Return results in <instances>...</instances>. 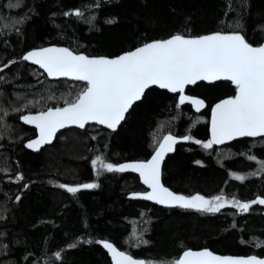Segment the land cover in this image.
<instances>
[{
    "label": "trees",
    "instance_id": "obj_1",
    "mask_svg": "<svg viewBox=\"0 0 264 264\" xmlns=\"http://www.w3.org/2000/svg\"><path fill=\"white\" fill-rule=\"evenodd\" d=\"M9 2L0 0V67L8 65L0 72V264H113L98 243L107 240L146 264H170L188 248L264 256V205L246 213L231 205L218 213L163 207L128 196L144 190L137 174L100 170L97 175L91 163L97 156L115 165L147 159L166 133L191 135L193 140L178 143L163 165V182L175 194L223 195L241 203L264 197V173L257 171L264 161V137L211 149L194 142L209 140L210 107L234 95L229 81L187 88L207 102L202 112L179 104L177 94L151 87L116 131L98 125L65 129L39 151L25 146L36 130L21 121L25 113L65 106L86 86L48 78L22 59L30 49L59 44L115 56L175 34L232 31L236 22L247 41L259 45L264 0H230L231 10L227 0H99V7L95 0H22L18 8ZM77 9L83 17L65 15ZM17 19L22 22L12 26ZM233 173L247 179L235 180ZM81 183L99 187L75 195L59 187Z\"/></svg>",
    "mask_w": 264,
    "mask_h": 264
},
{
    "label": "snow or ice",
    "instance_id": "obj_2",
    "mask_svg": "<svg viewBox=\"0 0 264 264\" xmlns=\"http://www.w3.org/2000/svg\"><path fill=\"white\" fill-rule=\"evenodd\" d=\"M21 2L22 0H10L8 7L18 8ZM93 6L99 7V0H95ZM231 7L230 0H227L226 8L231 10ZM65 15L83 17L84 12L77 9ZM93 20L94 16L88 18L89 23ZM21 22L17 19L12 26ZM240 29L242 25L236 22L234 30L230 32L217 31L195 38L175 34L167 39L145 43L135 50L113 58L90 57L60 47L42 48L27 53L22 59L39 65L49 77H70L86 83L74 100L65 101L64 107L48 108L37 115L22 117L26 123L34 124L40 134L39 139L28 143L27 147L39 150L41 145L51 143L57 131L69 125L83 129L90 122H95L115 130L125 119V114L132 105L140 101L145 90L152 85H158L173 93H181L179 104L189 102L199 110L204 106L203 100L183 95L185 87L194 85L197 81H230L235 86L236 95L215 105L212 111L211 139L207 142L194 140L196 144L202 145L204 149H211L213 145H221L238 137H264V44L253 46L245 39ZM2 70L0 68V71ZM31 103L29 101V104ZM189 140H193L191 135L180 138L172 134L163 136L162 141L157 144L155 154L147 162L115 165L106 163L101 156H97L91 163L97 169V175H100V170L109 173H139L143 183L151 191L133 193L132 198L155 201L169 207L218 213L227 205H231L246 213L253 205H264V198L241 203L235 198L228 200L223 195L210 199L199 194L186 197L164 187L161 183V164L165 155L174 151V145L178 142ZM247 159L257 158L247 155ZM196 163L199 164L200 161ZM259 163L260 168L257 171L264 173V161ZM256 174L253 172L250 175ZM232 176L241 182L247 179L245 175L238 173H233ZM59 187L75 195L81 189H95L99 185L60 184ZM98 243H102L111 253L115 264H145L144 261L119 251L112 243ZM141 243L147 244V241ZM260 246H264V242H260ZM69 247L76 245L71 244ZM55 255L60 258L61 254L57 252ZM170 264H264V258L255 255L247 258L220 256L207 249L185 250Z\"/></svg>",
    "mask_w": 264,
    "mask_h": 264
},
{
    "label": "water",
    "instance_id": "obj_3",
    "mask_svg": "<svg viewBox=\"0 0 264 264\" xmlns=\"http://www.w3.org/2000/svg\"><path fill=\"white\" fill-rule=\"evenodd\" d=\"M215 32H217V31H215ZM215 32H211V33H207V34H203V35H198V36H187V37H193V38H195V37H200V36H204V35H210V34H213V33H215ZM227 32H230V31H227ZM172 36H173V35H172ZM185 36H186V35H185ZM170 37H171V36H170ZM170 37H167V38H170ZM167 38H164V39H167ZM245 39H246V38H245ZM154 40H161V39H154ZM154 40H151V41H149V42H152V41H154ZM246 40H247V39H246ZM149 42H147V43H149ZM262 44H264V41H263L261 44H259V45H262ZM259 45H253V46H259ZM141 46H143V44L140 45V46H138V47H141ZM49 47L68 48L69 50L74 51V50H72L71 48H69V47L66 46V45L48 44V45H45V46H42V47H37V48L30 49L29 51L25 52V53L23 54V56L26 55L27 53L31 52V51L39 50V49H42V48H49ZM138 47H136V48H138ZM136 48L131 49V50H128V51H125V52H123V53H121V54H118V55H115V56H107V55H88V54H86V53H84V52H76V51H74V53H76V54H83V55H87V56H90V57H108V58H113V57H116V56L122 55V54H124V53H127V52H129V51L135 50ZM23 56H22V57H23ZM27 62H29V63H31V64H33V65H36V64L32 63L31 61H27ZM36 66L39 67V65H36ZM0 68H2L3 70H5L6 67H0ZM41 69H42V68H41ZM3 70H2V71H3ZM42 70H43V69H42ZM43 71H44V70H43ZM0 72H1V71H0ZM44 72H45V71H44ZM45 73H46V72H45ZM46 75H47V73H46ZM47 76H48V75H47ZM48 78H50V79H69V80H72V81H77V80H74V79H72V78H70V77H49V76H48ZM221 81H224V80H221ZM80 82H82V81H80ZM199 82L215 83V82H218V81H212V82H209V81H197V83H199ZM229 82H230V81H229ZM84 83H85V82H84ZM197 83H196V84H197ZM230 83H231V82H230ZM231 84H232V83H231ZM194 85H195V84H194ZM190 86H193V85H188V86L185 87L184 92H183V95H186V96H189V97H193V98H197V99H201V100H203V101H204V106L201 107L199 110H197V109H196V106L193 105V104H191V103H189V102H185L184 104H190L191 107H192L196 112H202L203 110H205V109L207 108V102H206L205 99H203L202 97H199V96H196V95L188 94L186 91H187V88L190 87ZM232 86H234V85L232 84ZM151 87H158V88H160L158 85H152V86H150L149 88H151ZM234 87H235V86H234ZM149 88H148V89H149ZM148 89H146L145 92H146ZM160 89H163V88H160ZM163 90H167V91L171 92V91L168 90V89H163ZM171 93H173V92H171ZM144 94H145V93H144ZM173 94H177V95H178V102H179V97H180L181 93H173ZM235 95H236V90H235L234 95H230V96H227V97H224V98L218 99V100H217L215 103H213V105L210 107V115H209V140L211 139V120H212V111H213L215 105L218 104V103H220L222 100L227 99V98H229V97H233V96H235ZM142 98H143V97H142ZM141 100H142V99H141ZM137 102H139V101H137ZM137 102H135V103H137ZM135 103H134V104H135ZM134 104H133V105H134ZM133 105H132V106H133ZM181 105H183V104H181ZM63 107H64V106H63ZM52 108H55V107H52ZM131 108H132V107H131ZM131 108H130V109H131ZM130 109L128 110V112L130 111ZM46 110H47V109H46ZM39 112H40V111H39ZM39 112H29V113H25V114H23V115L21 116V121H22L24 124H26V125H28V126H30V127H33V128L36 130V135H35L34 137L30 138L29 140H27V141L25 142V146H26V147H27L28 143H30V142H32V141H34V140H38L40 134H39V129H38L34 124L26 123V122L22 119V117L25 116V115H37ZM128 112H127V113H128ZM127 113L125 114V118H126V116H127ZM124 120H125V119H124ZM124 120H123V121H124ZM123 121H121V123H122ZM121 123L117 126V128H116L115 130L109 129V128H107L106 125H100V124H97V123H95V122H90L88 125H98V126H101V127H105V128H107V129H109V130H111V131H116V130L119 128V126L121 125ZM88 125H86L85 128H86ZM69 128H79V127L76 126V125H69L68 127H65V128L60 129L59 131H57V133H56L55 136L53 137L51 143L41 145V146L39 147V150H40L41 148H43L44 146H46V145H50V144H52V143L54 142L55 138H56V135H57L59 132L65 130V129H69ZM79 129H81V128H79ZM83 129H84V128H83ZM168 134H172V135L176 136L177 138H180L179 136H177V135H175V134H173V133H167V134H165V135H168ZM165 135H164V136H165ZM241 138H252V139H256V138H260V137H238L237 139H241ZM237 139H235V140H237ZM161 141H162V139L160 140V142H161ZM233 141H234V140L226 141L224 144H221V145H214V146H223V145L229 144V143H231V142H233ZM180 142H182V141H180ZM180 142H178V143H180ZM178 143H177V144H178ZM177 144L174 145V151H175V148H176ZM27 148L30 149V150H32V151H39V150H35V149H33V148H29V147H27ZM155 151H156V148H155L154 152H153V153L149 156V158H147V159L125 160V161L120 162L118 165H120V164H125V163L141 162V161H143V162H147V161L150 160V159L152 158V156L155 154ZM174 151H172V152H170V153H167V154L165 155L163 161H162V164H161V183L164 185V187L168 188L171 192H173V190L170 189L168 186H166V185L164 184V182H163L162 172H163V165H164V162H165L167 156L170 155V154H172V153H174ZM130 172H132V171H130ZM133 173H135V174L138 175L139 180H140L141 184L144 186L145 190L132 191V192L129 193L128 196H129L130 198H132V194H133V193H145V192H150L151 189H149L148 186L145 185V184L143 183V178L139 175V173H137V172H133ZM81 184H85V183H81ZM81 184H65V185H69V186H78V185H81ZM173 193H174V192H173ZM133 199L144 200V199H139V198H133ZM145 201H148V200H145ZM149 202L154 203V204H157V205H160V206H163V207H169V206H166V205L158 204V203H156L155 201H149ZM171 208H172V207H171ZM106 242L112 243L113 246L116 247L119 251H123V252H125L126 254L131 255L133 258H135V259H137V260H141L140 258H137V257H135L134 255H132V254H130V253H128V252H126V251L120 249V248H119L114 242H112V241H110V240H107ZM105 249H106V248H105ZM205 249H207V250L213 252V253L216 254V255H220V256L245 257V258H247V257H249V256H253V255L222 254V253L215 252V251H213V250H211L210 248H207V247L199 248V249L188 248V249H185V250L201 251V250H205ZM185 250H184V251H185ZM106 251H107L108 255L110 256V258H111V260H112V263L115 264V261L113 260L111 253H110L107 249H106ZM182 253H183V252H182ZM182 253H181V255H182ZM181 255H180V256H181ZM255 256H257L258 258H264V256H258V255H255Z\"/></svg>",
    "mask_w": 264,
    "mask_h": 264
},
{
    "label": "rangeland",
    "instance_id": "obj_4",
    "mask_svg": "<svg viewBox=\"0 0 264 264\" xmlns=\"http://www.w3.org/2000/svg\"><path fill=\"white\" fill-rule=\"evenodd\" d=\"M193 196H195V195H193ZM203 196V195H202ZM189 197H191V196H189ZM205 198H213V197H206V196H204ZM215 197V196H214ZM260 198H264V197H260ZM228 200H232V199H228ZM142 261H144V260H142ZM145 262V261H144ZM145 264H146V262H145Z\"/></svg>",
    "mask_w": 264,
    "mask_h": 264
},
{
    "label": "bare ground",
    "instance_id": "obj_5",
    "mask_svg": "<svg viewBox=\"0 0 264 264\" xmlns=\"http://www.w3.org/2000/svg\"><path fill=\"white\" fill-rule=\"evenodd\" d=\"M247 177V176H246ZM250 177V176H249Z\"/></svg>",
    "mask_w": 264,
    "mask_h": 264
}]
</instances>
